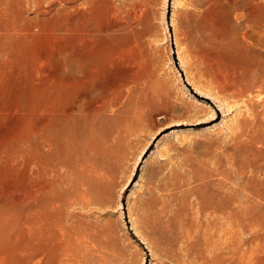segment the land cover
Segmentation results:
<instances>
[{"label": "rangeland", "instance_id": "rangeland-1", "mask_svg": "<svg viewBox=\"0 0 264 264\" xmlns=\"http://www.w3.org/2000/svg\"><path fill=\"white\" fill-rule=\"evenodd\" d=\"M0 89V264H264V0H0Z\"/></svg>", "mask_w": 264, "mask_h": 264}, {"label": "bare ground", "instance_id": "bare-ground-1", "mask_svg": "<svg viewBox=\"0 0 264 264\" xmlns=\"http://www.w3.org/2000/svg\"><path fill=\"white\" fill-rule=\"evenodd\" d=\"M2 89H0V91H1ZM8 103V102H7ZM1 104V103H0ZM2 104H4V103H2ZM8 105V104H7ZM38 105V104H37ZM9 106H13L12 104L11 105H9ZM8 106V107H9ZM16 106V105H15ZM14 106V107H15ZM39 106V105H38ZM35 107H36V105H35ZM0 108H2L1 109V111L3 110V108H4V106L3 107H0ZM10 108H12L13 109V107H10ZM15 108H18V105H17V107H15ZM14 108V109H15ZM8 110L7 111H9V108H7ZM12 109H10V110H12ZM23 109H24V107H23ZM36 109H39V108H36ZM21 110V109H20ZM16 111V110H15ZM10 112V111H9ZM13 112H14V110H13ZM13 112H11V113H13ZM18 112V111H17ZM16 112V113H17ZM34 113V112H33ZM23 114H24V112H23ZM22 114V115H23ZM28 114V113H27ZM8 115H10V113L8 114ZM8 115H6V113H4V112H1L0 113V121H3L4 122V119H5V121H6V118H9V117H11V116H9L8 117ZM7 116V117H6ZM13 116V115H12ZM14 116H16V115H14ZM27 116V115H26ZM17 117V116H16ZM21 117V116H20ZM37 117V116H36ZM13 118V117H12ZM18 119V118H17ZM24 119V118H23ZM34 119H35V117H34ZM8 120H10V119H7V121ZM6 121V123H8ZM15 121V120H14ZM19 121V120H18ZM18 121H16V122H12V120H11V127L14 129L16 126H18V125H20V121L18 122ZM35 121H36V119H35ZM38 122L39 121H37V123L34 125V129H33V131L29 134V135H27L26 137L27 138H24L23 139V141H20L18 144H17V148L20 150V152H24V153H26L25 151H28L29 149L28 148H31V147H33L34 146V144L37 142V141H39V140H41L42 139V133L43 132H41V130L42 129H40V127L38 126L39 124H38ZM22 123V122H21ZM42 123V122H41ZM3 124H5V123H3ZM24 124V123H23ZM27 125V124H26ZM43 125V124H42ZM41 124H40V126H42ZM45 125V124H44ZM7 127V126H6ZM27 126H24L23 128H26ZM44 127V126H43ZM2 127H0V144H1V148H0V153H1V160L3 159H5L6 160V149H5V147L3 146V140H4V138H5V136H7V135H9V133L12 131L11 130V128H9V126H8V129L7 128H5V129H1ZM18 128H20V127H18ZM17 128V129H18ZM42 128V127H41ZM45 128V127H44ZM25 130V129H24ZM29 130V129H28ZM26 131V130H25ZM23 131H21V133H22ZM19 135V134H18ZM13 136V135H12ZM14 136H15V134H14ZM10 137V136H9ZM15 137H17V136H15ZM22 138H23V136H22ZM44 138V137H43ZM51 140V139H50ZM50 140H48L49 141V143H50ZM13 141V140H12ZM11 141V142H12ZM42 141V140H41ZM7 143V142H6ZM40 143V142H39ZM45 143H47V142H45ZM50 145V144H49ZM49 147V146H48ZM41 148V147H40ZM46 148V147H45ZM10 149V148H9ZM39 149V148H38ZM44 149V148H43ZM54 149H55V147H54ZM33 150V149H32ZM46 150V149H45ZM10 151V150H9ZM13 151V150H12ZM43 151V150H42ZM45 152V151H44ZM53 152V151H52ZM11 153V152H10ZM27 154V153H26ZM29 154V153H28ZM39 154V153H38ZM50 154V153H49ZM16 155V154H15ZM24 155V154H23ZM22 155V156H23ZM50 155H54V154H50ZM21 156V157H22ZM38 156V155H37ZM11 157V156H10ZM21 157L19 158V161L20 162H16L14 165H12V170H11V174L10 175H12V176H14L15 174H16V170H17V167H19V165H21L20 163H21ZM34 157V156H33ZM35 158V157H34ZM8 159V158H7ZM24 159V158H23ZM29 159V158H28ZM31 159V158H30ZM39 159H40V157H39ZM42 160V159H41ZM44 160V159H43ZM46 160H48V159H46ZM11 161V160H10ZM13 161V160H12ZM15 161V160H14ZM38 161V160H37ZM6 162V161H5ZM34 162V161H33ZM40 162V161H39ZM10 163V162H9ZM14 162H12V164H13ZM25 163V162H24ZM35 163V162H34ZM5 164V163H4ZM3 164V165H4ZM11 164V163H10ZM31 164V163H30ZM8 165V167H9V164H6V166ZM26 166V165H25ZM30 166V165H29ZM32 166V165H31ZM30 166V167H31ZM34 166V165H33ZM40 166V165H39ZM1 167V166H0ZM7 167V168H8ZM11 167V166H10ZM24 168V167H23ZM23 168H21L20 170H22ZM31 168H33V167H31ZM30 169V168H29ZM28 169V170H29ZM51 169V168H50ZM9 170V171H10ZM31 172L30 173H34L35 174V176H34V178H33V185H39V187H42V186H45V184H41V181H40V178L38 177L39 176V174H38V172H36V171H38V169H36L35 168V170H34V168H33V170L31 169L30 170ZM51 171V170H50ZM53 171V170H52ZM56 171H58V170H56ZM26 172V171H25ZM59 172V171H58ZM5 173V172H4ZM7 173H9V172H7ZM23 173V172H22ZM30 173H28V174H30ZM52 173H54V172H52ZM1 174V173H0ZM24 174V173H23ZM26 174V173H25ZM33 174V175H34ZM56 174H57V172H56ZM10 175H9V177H10ZM27 175V174H26ZM32 175V176H33ZM52 175V174H51ZM55 175V174H54ZM17 176V175H16ZM31 175H29V177H30ZM61 176V175H60ZM27 177V176H26ZM56 177V176H55ZM58 177V176H57ZM16 178V177H15ZM62 179H63V177H61ZM10 179H12V178H10ZM28 179V178H27ZM65 179H67V178H65ZM30 180V179H29ZM12 182H14L13 181V179L11 180ZM17 181V180H16ZM43 181V180H42ZM51 181V180H50ZM59 181H61V179L59 180ZM70 181H72V180H70ZM65 182V181H64ZM50 183V182H49ZM61 183V182H60ZM66 183V182H65ZM56 184H58V183H56ZM6 185V184H5ZM7 186V185H6ZM5 186V187H6ZM30 186V185H29ZM48 186V185H47ZM33 187H35V186H33ZM42 189V188H41ZM41 189L39 190V191H41ZM16 190H17V188H16ZM43 190V189H42ZM46 190H48V189H46ZM35 191V190H34ZM44 191V190H43ZM42 191V192H43ZM4 192V191H3ZM2 192V193H3ZM45 193H46V191H44ZM9 193V192H8ZM8 193H6L5 195H7L8 196ZM39 192H37V194H38ZM47 195V194H46ZM49 195V194H48ZM77 195V194H76ZM4 196V195H3ZM6 196V197H7ZM10 196V195H9ZM14 196V195H13ZM22 196V195H21ZM24 196V195H23ZM26 197V196H25ZM14 198H15V196H14ZM21 198V197H20ZM83 198V197H82ZM5 199V198H4ZM4 199H1V200H4ZM7 199V198H6ZM16 199V198H15ZM9 200H10V198H9ZM14 200V199H13ZM20 200V199H19ZM80 201V200H79ZM73 202V201H72ZM7 203L9 204V202H8V200H7ZM7 205V204H6ZM1 206H3L2 204H1ZM9 207V206H8ZM3 210V209H2ZM4 211V210H3ZM1 213H2V211H1ZM225 217V220H231V215H230V213L229 212H227L226 213V215L224 216ZM214 218H215V216H214ZM215 219H217V218H215ZM224 219V218H223ZM13 236L11 235V238H12ZM10 238V237H9ZM15 238V237H14ZM11 240V239H10ZM13 240V239H12ZM11 240V241H12ZM10 241V242H11ZM14 241V240H13Z\"/></svg>", "mask_w": 264, "mask_h": 264}]
</instances>
